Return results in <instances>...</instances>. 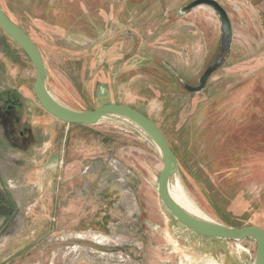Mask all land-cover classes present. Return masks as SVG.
Wrapping results in <instances>:
<instances>
[{"label": "rangeland", "instance_id": "1", "mask_svg": "<svg viewBox=\"0 0 264 264\" xmlns=\"http://www.w3.org/2000/svg\"><path fill=\"white\" fill-rule=\"evenodd\" d=\"M190 1L0 6L40 50L45 88L57 102L76 111L114 102L143 113L169 142L192 201L221 224L264 231V0H217L231 22V45L197 93L183 84L197 85L219 56L221 27L206 6L180 13ZM34 79L30 60L0 28V107L1 95L22 103L39 139L20 154L26 137L21 149L0 145V177L20 210L0 228V264H235L239 257L253 264V238L213 243L193 263L201 238L170 223L157 190L156 146L121 122L57 120L37 102ZM9 114L0 112V127Z\"/></svg>", "mask_w": 264, "mask_h": 264}, {"label": "water", "instance_id": "2", "mask_svg": "<svg viewBox=\"0 0 264 264\" xmlns=\"http://www.w3.org/2000/svg\"><path fill=\"white\" fill-rule=\"evenodd\" d=\"M197 6L210 7L217 13L220 19L221 41L219 56L205 68L198 79V84H183V88L186 91L194 93L200 92L204 88L207 79L221 65L224 59L222 54L229 49L232 40V26L229 16L226 10L216 0H193L183 6L180 11L184 13ZM0 28L18 45L30 60L35 70V79L32 83L33 92L37 102L47 113L66 124L94 125L97 124L100 118L107 113L121 114L135 121L148 132L159 150L162 160V169L158 175L157 190L160 200L167 211L184 227L204 237L224 240L253 238L256 243L254 264H264V231L261 227L257 225L232 227L219 222L214 224L200 222L189 217L173 202L167 190V178L175 169L174 155L166 137L152 120L130 106L114 102L98 106L94 109L76 111L63 106L55 99H50L46 95V92H48L45 88L46 68L40 50L28 34L20 26L10 20L1 6Z\"/></svg>", "mask_w": 264, "mask_h": 264}, {"label": "flooded vegetation", "instance_id": "3", "mask_svg": "<svg viewBox=\"0 0 264 264\" xmlns=\"http://www.w3.org/2000/svg\"><path fill=\"white\" fill-rule=\"evenodd\" d=\"M180 13L184 14L181 11ZM1 97L3 99V102L1 103L0 112L2 111L4 116L7 112H10V114L7 119L8 122L6 123V125H1L0 127V145L4 146L5 144L9 145L11 148L21 149V147H19L18 142H20L22 137H26L27 142L24 144V148H22L23 150L22 152H19V154L26 153L28 151L30 152L34 149L37 141L39 140L36 133L32 130V124L29 120L30 112L25 111L23 113V104L17 103L14 97H9L6 95H1ZM11 108L14 111L11 112ZM44 112L47 113L45 110ZM18 206V203L15 201L11 192L5 185L3 178L0 177V228L4 227L5 225L7 226L11 221L16 218V216L20 213Z\"/></svg>", "mask_w": 264, "mask_h": 264}, {"label": "bare ground", "instance_id": "4", "mask_svg": "<svg viewBox=\"0 0 264 264\" xmlns=\"http://www.w3.org/2000/svg\"><path fill=\"white\" fill-rule=\"evenodd\" d=\"M46 95L50 99H54L51 94L46 92ZM101 119H109L117 122H121L123 124L129 125L130 128H134L137 130V132L143 134L145 137H147L155 146L152 137L148 134L146 130H144L140 125H138L135 121L132 119L121 115L117 113H107L104 114ZM157 148V146L155 147ZM158 149V148H157ZM159 151V150H158ZM167 190L170 195V198L173 200V202L189 217L198 220L200 222L214 224L217 221L213 219L211 216H209L206 212H204L192 199L188 196L186 193L183 185L181 184L178 176L175 173V169L172 171V173L167 178ZM254 264V262H253Z\"/></svg>", "mask_w": 264, "mask_h": 264}, {"label": "crops", "instance_id": "5", "mask_svg": "<svg viewBox=\"0 0 264 264\" xmlns=\"http://www.w3.org/2000/svg\"><path fill=\"white\" fill-rule=\"evenodd\" d=\"M169 218H170L169 219L170 223L174 222V224H176V227H178V228H180L182 230H186L188 232H191L192 234L198 235V234L194 233L193 231H191V230L187 229L186 227H184L171 214L169 215ZM169 231H170L169 229H166V232L168 234H169ZM198 236H199V238H201L200 243H202V245H200V246H202V247H198V242H196V244H193V252L191 253V256H189L191 261H193V263H197L195 261L197 260L198 257H201L200 255L205 256L208 253H210L211 252V246L213 245V243H222V242L225 241L224 239L204 237V236H201V235H198ZM171 252H172L173 255L174 254L178 255L179 260L181 261V255H180V252H182L181 248L178 249V248L175 247L174 249L171 250ZM229 252H230L229 250L221 251V255L222 254H229ZM239 256H241V255H239ZM239 258H240V259H238L239 261L237 263H235V264H242L241 257H239Z\"/></svg>", "mask_w": 264, "mask_h": 264}, {"label": "trees", "instance_id": "6", "mask_svg": "<svg viewBox=\"0 0 264 264\" xmlns=\"http://www.w3.org/2000/svg\"><path fill=\"white\" fill-rule=\"evenodd\" d=\"M6 35V34H5ZM2 39L4 40V37H2ZM23 52V51H22Z\"/></svg>", "mask_w": 264, "mask_h": 264}]
</instances>
